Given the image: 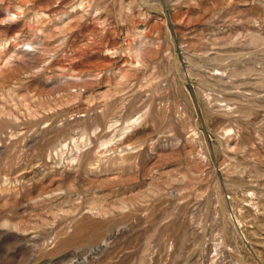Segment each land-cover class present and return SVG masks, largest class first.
<instances>
[{
  "label": "rangeland",
  "instance_id": "374dc122",
  "mask_svg": "<svg viewBox=\"0 0 264 264\" xmlns=\"http://www.w3.org/2000/svg\"><path fill=\"white\" fill-rule=\"evenodd\" d=\"M0 264H264V0H0Z\"/></svg>",
  "mask_w": 264,
  "mask_h": 264
}]
</instances>
